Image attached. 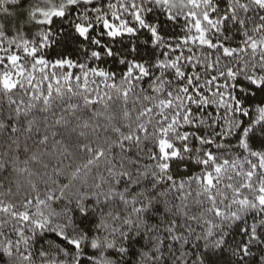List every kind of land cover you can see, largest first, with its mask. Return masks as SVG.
<instances>
[{"label":"snow or ice","instance_id":"1","mask_svg":"<svg viewBox=\"0 0 264 264\" xmlns=\"http://www.w3.org/2000/svg\"><path fill=\"white\" fill-rule=\"evenodd\" d=\"M0 264H264V0H0Z\"/></svg>","mask_w":264,"mask_h":264}]
</instances>
